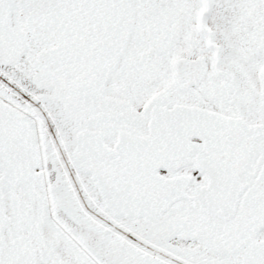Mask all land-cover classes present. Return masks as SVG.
I'll list each match as a JSON object with an SVG mask.
<instances>
[{"label":"snow or ice","instance_id":"obj_1","mask_svg":"<svg viewBox=\"0 0 264 264\" xmlns=\"http://www.w3.org/2000/svg\"><path fill=\"white\" fill-rule=\"evenodd\" d=\"M0 264H264V0H0Z\"/></svg>","mask_w":264,"mask_h":264}]
</instances>
